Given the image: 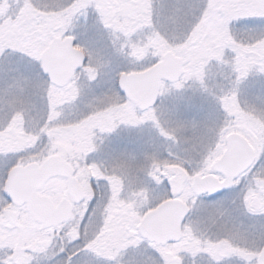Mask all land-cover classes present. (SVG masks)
I'll return each mask as SVG.
<instances>
[{"label": "rangeland", "instance_id": "obj_1", "mask_svg": "<svg viewBox=\"0 0 264 264\" xmlns=\"http://www.w3.org/2000/svg\"><path fill=\"white\" fill-rule=\"evenodd\" d=\"M260 17L264 3L249 0H0V63L9 69L0 74V160L39 164L57 153L72 161L85 195L52 230L24 207L0 205V264H127L134 253L142 264H256L263 165L255 162L221 197L195 199L189 183L209 170L231 132L247 138L256 161L264 153V39L251 38ZM56 36H71L86 56L62 89L39 71V54ZM169 50L184 73L140 114L122 101L117 76ZM95 132L103 139L90 154ZM178 166L189 170L178 198L190 213L180 241L155 247L135 227L167 196ZM40 194L57 203L65 181H48ZM7 211L15 221L5 220Z\"/></svg>", "mask_w": 264, "mask_h": 264}, {"label": "water", "instance_id": "obj_2", "mask_svg": "<svg viewBox=\"0 0 264 264\" xmlns=\"http://www.w3.org/2000/svg\"><path fill=\"white\" fill-rule=\"evenodd\" d=\"M86 60L84 53L76 49L69 36L54 37L40 52V71L47 81L56 88H63ZM184 72L182 59L167 51L160 61L143 71L120 73L117 77V89L139 111L155 105L161 83H175ZM254 160V151L248 141L238 133H229L225 137V149L210 165L211 173L195 176L190 185L195 196H212L218 189H227L233 181L246 171ZM214 174H219V180ZM61 177L66 181L67 198L54 204L51 199L39 193V189L51 178ZM181 172L170 181V196L154 210L148 212L136 226L137 235L154 244L163 246L180 239V228L188 214L184 202L176 198L181 192L185 180ZM2 187L12 197L11 205L24 207L28 217L40 229L56 227L67 222L72 215V205L83 200V193L73 170L64 161L55 156L46 159L41 165L31 162L23 166H14L8 170ZM8 222L16 219V214L7 211L4 215ZM256 264H264V246L261 248Z\"/></svg>", "mask_w": 264, "mask_h": 264}, {"label": "flooded vegetation", "instance_id": "obj_3", "mask_svg": "<svg viewBox=\"0 0 264 264\" xmlns=\"http://www.w3.org/2000/svg\"><path fill=\"white\" fill-rule=\"evenodd\" d=\"M46 79V78H45ZM50 85V84H49ZM120 95V94H119ZM120 97H121V99H122V101L124 102V101H126V102H128L122 95H120ZM157 102H158V100H157ZM157 102H156V104H157ZM129 103V102H128ZM130 104V103H129ZM131 106H133L132 104H130ZM134 107V110H136L138 113H146L147 111H150V109H153V108H149V109H147V110H144V111H142V112H140V111H138L137 110V108L135 107V106H133ZM101 111V110H100ZM97 113H91L90 115H88V114H85V116H90V117H92V116H94V115H96ZM101 114V116H103L102 118L104 119V122L105 123H108L109 121H110V113L109 114H105V113H100ZM122 119V121L123 122H125L124 121V119H123V117L121 118ZM134 119V118H133ZM90 120H91V118L89 119V120H85V121H89L90 122ZM58 121V120H57ZM57 121H56V123H57ZM94 137L96 138V141H91L90 143H89V145H90V148H91V150H90V154L92 153H94V151L96 150V148L97 147H99V145H101V140L103 139V137H101L100 136V134H99V132H95V135H94ZM99 139V140H98ZM98 140V141H97ZM92 143L94 144V145H92ZM109 145H106V143H105V146H103V147H108ZM253 147V146H252ZM253 149H254V147H253ZM223 150H224V147H223ZM222 150V151H223ZM222 153V152H221ZM220 153V154H221ZM50 156H56L59 160H62V161H65V162H67L70 166H71V168H72V170H73V176H74V178L78 181V177L76 176V174H75V169H74V166L72 165V161H69V160H65V159H61L58 155H57V153H53V154H49V155H46V157L39 163V164H41L42 162H44L48 157H50ZM220 156V155H219ZM218 156V157H219ZM217 157V158H218ZM216 158V159H217ZM255 162H256V152H255V150H254V162H253V164L250 166V168L249 169H251L252 167H253V165L255 164ZM249 169L248 170H246L245 172H243L242 174H240L234 181H233V184H232V186L230 187V188H228V189H226L225 190V192L226 191H228L229 189H231L233 186H234V184L236 183V181L237 180H239V178H241L247 171H249ZM173 172H174V174L168 179V181L166 182V190H167V196L163 199V200H161V202L160 203H162L163 201H165V200H168V199H170L171 197H170V181L171 180H174L181 172H184L185 173V175H186V177H185V180H184V182H183V184H182V188H181V192L179 193V195H178V197L181 195V193L183 192V189L185 188V186H186V183L188 182V179H189V170H188V168L187 167H180V166H178V167H174V169H173ZM208 173H210V170H208L207 172H205L204 174L203 173H200V172H198V173H195L193 176H192V178L194 177V176H203V175H206V174H208ZM216 175V177H218L219 179H221V177L218 175V174H215ZM55 178H60V177H55ZM55 178H52V179H55ZM192 178H191V180H192ZM52 179H50V180H52ZM60 179H63L64 181H65V179L64 178H60ZM49 180V181H50ZM191 180H190V183H189V189H190V184H191ZM260 181H261V188H260V197H261V199L260 200H263L264 199V165H263V169H262V172H261V178H260ZM78 184H79V186H80V183H79V181H78ZM46 185V184H45ZM44 185V186H45ZM65 185H66V181H65ZM43 186V187H44ZM119 183L118 182H116L115 183V186H114V188H112L110 191V193L111 194H114V193H116L118 190H119ZM42 187V188H43ZM41 188V189H42ZM80 188H81V186H80ZM40 189V190H41ZM81 190H82V192H83V189L81 188ZM190 192H191V189H190ZM83 194H84V192H83ZM191 194H192V192H191ZM192 196L196 199V198H207V199H210V198H212V197H214V196H210V197H208V196H206V195H201V196H194L193 194H192ZM64 198H66V196L65 197H63V198H61V199H64ZM84 198H85V195H84ZM83 201H84V199H83ZM82 201V202H83ZM81 202V203H82ZM81 203H79V204H77V205H73L72 206V215H73V211H74V209L75 208H77ZM159 203V204H160ZM187 205V204H186ZM158 206V204L154 207V208H156ZM187 207H188V205H187ZM153 208V209H154ZM188 209H189V207H188ZM254 210L255 211H264V206L261 204H254ZM261 211V212H262ZM189 213H190V209L188 210V215H189ZM188 215H187V217H188ZM187 217L185 218V220H184V222H183V224H182V226H181V231H180V239H181V237H182V229H183V226H184V223H185V221H186V219H187ZM62 225H64V224H62ZM62 225H60V226H58V227H61ZM58 227H56V228H58ZM180 241V240H179ZM168 244H174V243H168ZM262 248V247H261ZM260 251V250H259ZM257 258V257H256Z\"/></svg>", "mask_w": 264, "mask_h": 264}, {"label": "snow or ice", "instance_id": "obj_4", "mask_svg": "<svg viewBox=\"0 0 264 264\" xmlns=\"http://www.w3.org/2000/svg\"><path fill=\"white\" fill-rule=\"evenodd\" d=\"M260 26V35L251 37L252 39H264V17H260L258 20ZM8 66L0 63V74H4L8 71ZM256 164L264 165V153L256 161ZM12 166V162L9 160H0V176L5 175L9 168ZM255 167V165H253ZM225 194L224 189H218L215 193L211 195L214 197H221ZM12 203V197L10 194L2 187V181H0V205L9 206ZM127 264H142L137 254H132L128 258Z\"/></svg>", "mask_w": 264, "mask_h": 264}, {"label": "trees", "instance_id": "obj_5", "mask_svg": "<svg viewBox=\"0 0 264 264\" xmlns=\"http://www.w3.org/2000/svg\"><path fill=\"white\" fill-rule=\"evenodd\" d=\"M249 1H250L251 3H254V4H256L257 2L264 3V2H263L264 0H249ZM226 21H227V20H226ZM197 38H198V36H194L192 40H188L189 45H191L192 42H196ZM192 44H194V46H196L195 43H192ZM154 63H155V62H154ZM241 65H242V64H241ZM247 72H248V71H247ZM240 73H241V75L243 76V74H242V70H241V69H240Z\"/></svg>", "mask_w": 264, "mask_h": 264}]
</instances>
